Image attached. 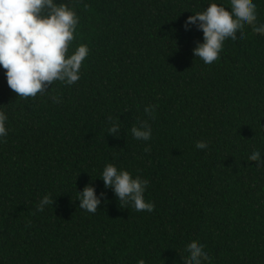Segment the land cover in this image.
Masks as SVG:
<instances>
[{
    "label": "trees",
    "instance_id": "16d2710c",
    "mask_svg": "<svg viewBox=\"0 0 264 264\" xmlns=\"http://www.w3.org/2000/svg\"><path fill=\"white\" fill-rule=\"evenodd\" d=\"M59 2L75 7V43L90 49L81 79L25 99L0 68L9 117L0 143V264H183L191 243L204 244L213 264H264V169L247 160L255 149L264 155V37L246 26L244 40L226 41L206 65L193 55L203 33L183 25L227 0ZM254 3L264 24V0ZM108 116L119 118L121 133L108 135ZM143 120L153 129L148 142L130 132ZM200 140L207 149H196ZM107 163L149 180L153 212L105 189ZM90 183L106 193L95 214L77 201ZM48 193L53 207L36 212Z\"/></svg>",
    "mask_w": 264,
    "mask_h": 264
},
{
    "label": "clouds",
    "instance_id": "9594fccd",
    "mask_svg": "<svg viewBox=\"0 0 264 264\" xmlns=\"http://www.w3.org/2000/svg\"><path fill=\"white\" fill-rule=\"evenodd\" d=\"M210 2L207 8L190 15L184 22L185 31L193 27L203 33V42H197L193 55L206 65L218 62L226 41L244 40V28L251 27L252 33L264 37V24L258 22V10L254 0H227ZM80 16L75 7L57 0H0V68L8 87L20 98H36L48 94L49 86L59 82L72 86L81 79L84 61L90 55L85 43H75L79 34ZM239 34V38H237ZM59 103V97H49ZM144 112L155 119L156 106L148 105ZM8 114L0 108V143L6 142L9 129ZM108 135L121 133L119 118L107 117ZM137 141L148 142L152 139L153 129L148 120L140 121L130 129ZM118 137V136H117ZM196 149L205 150L208 143L204 140L195 143ZM150 148H145V152ZM256 167L264 169V155L255 149L247 157ZM99 178L105 189H111L118 201L133 208L136 212L151 213L155 209L152 202L145 199L149 180L133 176L130 171L118 168L115 164H105ZM105 192L99 196L90 184L77 192L79 208L95 214ZM55 198L52 193L45 194L36 205V212H44L53 207ZM183 264H213L205 245L191 243L185 246ZM138 264H146L141 258Z\"/></svg>",
    "mask_w": 264,
    "mask_h": 264
}]
</instances>
